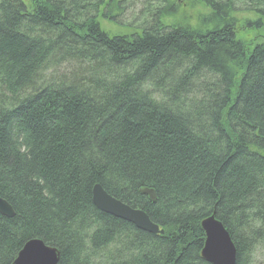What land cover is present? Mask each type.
<instances>
[{
	"label": "trees",
	"instance_id": "trees-1",
	"mask_svg": "<svg viewBox=\"0 0 264 264\" xmlns=\"http://www.w3.org/2000/svg\"><path fill=\"white\" fill-rule=\"evenodd\" d=\"M127 1L0 0V264L32 239L58 264H210L211 215L264 264V0ZM126 3L139 27L108 32Z\"/></svg>",
	"mask_w": 264,
	"mask_h": 264
},
{
	"label": "water",
	"instance_id": "water-1",
	"mask_svg": "<svg viewBox=\"0 0 264 264\" xmlns=\"http://www.w3.org/2000/svg\"><path fill=\"white\" fill-rule=\"evenodd\" d=\"M92 200L99 210L126 220L141 230L155 234L163 233L145 211L135 209L113 197L100 184L94 185ZM0 213L8 217H13L15 214L10 203L2 197H0ZM201 225L205 232L201 257L210 264H235L236 247L223 224L211 215L205 218ZM58 261L59 252L56 248L47 246L39 239H32L18 253L14 264H58Z\"/></svg>",
	"mask_w": 264,
	"mask_h": 264
},
{
	"label": "rangeland",
	"instance_id": "rangeland-1",
	"mask_svg": "<svg viewBox=\"0 0 264 264\" xmlns=\"http://www.w3.org/2000/svg\"><path fill=\"white\" fill-rule=\"evenodd\" d=\"M127 1V0H126ZM130 1V0H128ZM127 1V2H128ZM148 3H150V5L152 6V8H155L157 6H159V1L157 0H146ZM129 4L127 6L128 9H125L126 13L121 17H118V19L121 20L122 24H114L111 21H107V20H103L101 22L102 26L110 33H123V32H131L134 29L139 27V15H138V10L140 7H134L133 5H131L130 3H126ZM133 4V3H132ZM118 27H125V29H120ZM123 30V31H122ZM117 31H122V32H117Z\"/></svg>",
	"mask_w": 264,
	"mask_h": 264
}]
</instances>
